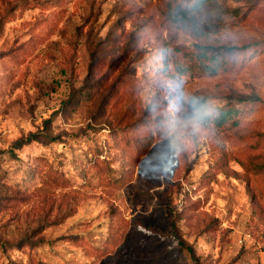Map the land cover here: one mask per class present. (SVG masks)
<instances>
[{
	"label": "rangeland",
	"instance_id": "obj_1",
	"mask_svg": "<svg viewBox=\"0 0 264 264\" xmlns=\"http://www.w3.org/2000/svg\"><path fill=\"white\" fill-rule=\"evenodd\" d=\"M194 2L0 0V264H194L174 230L200 264H264V163L244 167L264 162V0L180 22ZM200 41L258 48L174 71ZM177 75L216 109L257 101L237 105L243 136L204 123L179 166L160 157Z\"/></svg>",
	"mask_w": 264,
	"mask_h": 264
},
{
	"label": "trees",
	"instance_id": "obj_2",
	"mask_svg": "<svg viewBox=\"0 0 264 264\" xmlns=\"http://www.w3.org/2000/svg\"><path fill=\"white\" fill-rule=\"evenodd\" d=\"M203 0H195L193 9L189 11L186 7L181 9H175V16L177 19L182 22L188 20L192 16L194 10H198L202 5ZM256 44H246V45H225L218 43H205V42H196L193 43L191 47L182 46L176 47V51L180 54L174 59L173 69L178 74L190 73V74H215L218 71L230 69L234 67L239 60H241L247 51L257 50ZM206 101L204 96L201 97ZM234 104H227L216 109L217 115L208 121L205 124L212 125V127L221 132L226 133L230 136H243L240 135L241 131V121L239 119L242 115V111L237 107V105L249 102H257L254 99L248 97H237L234 99ZM36 135H30L25 139L17 141L14 145V149L21 147L24 144L29 143L30 141L35 140ZM11 154V153H10ZM264 162H254L250 160L245 167V172H251L257 169L258 166H261ZM60 176V175H59ZM45 177H42L43 180ZM54 182L58 179L53 178ZM174 239L176 240L178 246L181 250H185L189 257L193 260L194 264H200L196 260L194 251L191 247L185 245L177 231L173 232ZM162 258V257H160ZM140 264H150V261L141 260Z\"/></svg>",
	"mask_w": 264,
	"mask_h": 264
},
{
	"label": "clouds",
	"instance_id": "obj_3",
	"mask_svg": "<svg viewBox=\"0 0 264 264\" xmlns=\"http://www.w3.org/2000/svg\"><path fill=\"white\" fill-rule=\"evenodd\" d=\"M164 57L162 53L160 59ZM165 87L169 91L172 116L166 130L168 148L160 157L174 159L179 166L184 155L194 147V136L206 121L217 115V111L213 102L187 91L184 79L179 75L166 80Z\"/></svg>",
	"mask_w": 264,
	"mask_h": 264
}]
</instances>
